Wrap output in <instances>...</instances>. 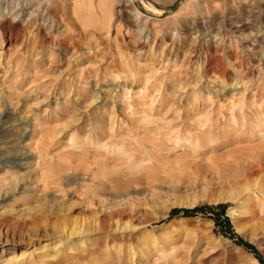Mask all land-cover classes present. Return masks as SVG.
Masks as SVG:
<instances>
[{
    "label": "rangeland",
    "instance_id": "374dc122",
    "mask_svg": "<svg viewBox=\"0 0 264 264\" xmlns=\"http://www.w3.org/2000/svg\"><path fill=\"white\" fill-rule=\"evenodd\" d=\"M0 5V264H264V0Z\"/></svg>",
    "mask_w": 264,
    "mask_h": 264
},
{
    "label": "bare ground",
    "instance_id": "6f19581e",
    "mask_svg": "<svg viewBox=\"0 0 264 264\" xmlns=\"http://www.w3.org/2000/svg\"><path fill=\"white\" fill-rule=\"evenodd\" d=\"M1 2H2V0H0V4H1ZM184 2V1H183ZM182 2V3H183ZM181 3V4H182ZM143 7L146 9H143V12L142 11H138L136 14H137V16L135 17V20H136V22L134 23V21L135 20H126V21H128L129 23H128V25H130V26H138V24H139V22H140V16H141V14L142 13H144V14H146L145 16H147V19L149 18H154V16L155 17H162V16H164L165 14H166V12L165 11H153V10H151L146 4L145 5H143ZM145 11V12H144ZM154 12V13H151V14H149L148 12ZM171 14H173V12H171ZM153 15V16H152ZM6 16V15H5ZM113 16V15H112ZM19 18V17H18ZM16 19V18H15ZM120 20L122 21V19H121V17L120 18H117V19H113V22H120ZM151 20V19H150ZM9 23V22H8ZM22 23V22H21ZM5 18H3V14H2V11H1V5H0V27H1V30H0V34L2 35V34H5L6 33V31H5ZM13 24V23H12ZM155 25H157V24H155ZM24 26V25H23ZM14 29V28H13ZM34 29H35V27H34ZM14 33V32H13ZM30 36V35H29ZM2 37V36H1ZM4 38V37H3ZM6 45V44H5ZM7 45L10 47L11 46V42H10V40L8 39L7 40ZM14 45V44H13ZM11 48V47H10ZM8 49V48H7ZM3 54H4V41H2V39H0V59L2 58V56H3ZM1 71V70H0ZM113 88L115 89V87L113 86ZM115 91V90H114ZM180 91V90H179ZM97 92V91H96ZM178 96V95H177ZM96 97H98V94L97 93H95V95H94V98H96ZM98 99V98H97ZM95 100V99H94ZM193 101H195V102H198L199 101V98H194V100ZM4 113H6V111L5 112H3V114H2V116L4 117L5 116V114ZM19 122H22V120H20ZM11 157V156H10ZM264 209V208H263Z\"/></svg>",
    "mask_w": 264,
    "mask_h": 264
},
{
    "label": "water",
    "instance_id": "95a60500",
    "mask_svg": "<svg viewBox=\"0 0 264 264\" xmlns=\"http://www.w3.org/2000/svg\"><path fill=\"white\" fill-rule=\"evenodd\" d=\"M175 8H176V6H173V7L171 8V11L174 10Z\"/></svg>",
    "mask_w": 264,
    "mask_h": 264
}]
</instances>
